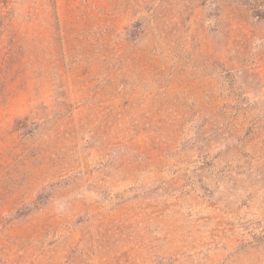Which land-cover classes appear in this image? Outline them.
<instances>
[{
    "label": "rangeland",
    "instance_id": "obj_1",
    "mask_svg": "<svg viewBox=\"0 0 264 264\" xmlns=\"http://www.w3.org/2000/svg\"><path fill=\"white\" fill-rule=\"evenodd\" d=\"M0 264H264V0H0Z\"/></svg>",
    "mask_w": 264,
    "mask_h": 264
}]
</instances>
